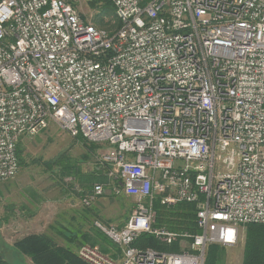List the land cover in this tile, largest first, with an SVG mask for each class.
<instances>
[{"label": "built area", "instance_id": "built-area-1", "mask_svg": "<svg viewBox=\"0 0 264 264\" xmlns=\"http://www.w3.org/2000/svg\"><path fill=\"white\" fill-rule=\"evenodd\" d=\"M93 1L0 0V182L24 137L56 123L108 148V182L83 205L108 190L135 201L122 227L95 221L116 257L84 245L80 258L205 264L210 245L264 224V0H111L113 29L82 16ZM180 203L197 232L156 225L158 204Z\"/></svg>", "mask_w": 264, "mask_h": 264}, {"label": "rangeland", "instance_id": "rangeland-1", "mask_svg": "<svg viewBox=\"0 0 264 264\" xmlns=\"http://www.w3.org/2000/svg\"><path fill=\"white\" fill-rule=\"evenodd\" d=\"M91 6L84 4L83 10L80 11L84 18L92 11L94 22L97 23L98 7ZM103 16L104 28L116 27L112 10ZM107 151L108 148L103 144L70 136L56 123H52L36 136L24 137L18 149L21 161L18 175L11 180L0 182V204L8 199L13 201L14 210L19 216L10 228L18 233L14 247L8 248L1 243L4 253L1 250L0 252L10 264H34L30 257L15 247V243L35 234H46L54 239L56 245L69 246L76 253L84 245L98 246L102 252L109 255L119 252V248L95 227V221L116 227L123 226L133 210L134 198L115 195L108 190L91 206L82 203V199L92 192L95 183L108 182V177H105L107 165L103 162ZM8 186L11 188V197L6 199L3 188H9ZM68 198L71 199L70 202L60 206V201ZM35 211L41 212L42 216L50 215L47 227L44 225V219H36L31 215ZM23 213H30V220L38 224L31 226L29 221L20 219ZM158 219L159 214L156 219L157 226H167ZM194 220L196 221V218ZM247 230V225L240 227L239 241L233 246L218 244L224 247V255L219 264L244 263ZM67 233L77 234V242L70 243ZM145 243L150 245L148 241ZM182 244L175 246L179 250Z\"/></svg>", "mask_w": 264, "mask_h": 264}, {"label": "trees", "instance_id": "trees-1", "mask_svg": "<svg viewBox=\"0 0 264 264\" xmlns=\"http://www.w3.org/2000/svg\"><path fill=\"white\" fill-rule=\"evenodd\" d=\"M92 6L98 7L100 12L96 18L97 25L103 27L104 16L107 11L112 10L114 13L113 3L111 0L93 1ZM118 26L116 22V27ZM104 28V27H103ZM113 29V28H112ZM78 140L86 141L79 137ZM21 143V142H20ZM20 145V144H19ZM19 149V146H18ZM19 155V154H18ZM20 160V157H19ZM21 165V161H20ZM106 180V179H105ZM159 214V222L166 224L174 230H191L197 232L195 218V205L189 203H180L172 208L157 206ZM196 211V210H195ZM122 227V226H121ZM246 233L245 256L243 264H264V224H248ZM65 234V233H64ZM68 234V233H67ZM151 236V235H150ZM143 235L137 242V246H146L145 241H148L153 247L166 250L177 251V244L164 245L157 241L153 236ZM70 243L77 242L78 235L71 233L67 235ZM15 247L24 255L31 258L34 264H90L80 258L78 253L69 246H58L54 239L46 234H35L18 240ZM120 251V250H119ZM224 255V247L218 244L210 245L206 253L205 264H219ZM0 264H10L4 255L0 252Z\"/></svg>", "mask_w": 264, "mask_h": 264}, {"label": "crops", "instance_id": "crops-1", "mask_svg": "<svg viewBox=\"0 0 264 264\" xmlns=\"http://www.w3.org/2000/svg\"><path fill=\"white\" fill-rule=\"evenodd\" d=\"M106 177V174H105ZM9 187V186H8ZM3 189H5V198H10L11 197V188H7L4 187ZM71 199L68 198V200H64L62 199L60 201V206L63 204H67L70 202ZM98 200V199H97ZM14 202L10 201L8 199V201L4 202L3 204H0V250L4 253V251L1 248V243L4 244V246H7L8 248H12L14 247V241H15V237L18 235L17 232H14L11 228V226L14 225L15 219L19 216L16 214L14 207H13ZM71 206V204H68ZM34 218L36 219H44L45 220V226L47 227L49 224H47V222H49L50 219V215H46V216H42L41 212L35 211L33 214ZM30 213H23L20 216V219H23L25 221H29L30 223H32L31 226L37 225L38 223H33L30 220ZM106 254V253H105ZM117 254V253H116ZM116 254L114 255H110L113 257H116ZM109 255V254H108Z\"/></svg>", "mask_w": 264, "mask_h": 264}]
</instances>
